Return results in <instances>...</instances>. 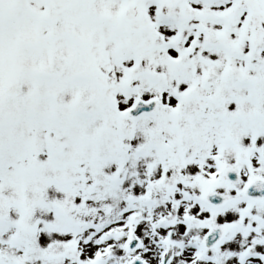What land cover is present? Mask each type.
Listing matches in <instances>:
<instances>
[{
	"label": "snow or ice",
	"instance_id": "6c2138e0",
	"mask_svg": "<svg viewBox=\"0 0 264 264\" xmlns=\"http://www.w3.org/2000/svg\"><path fill=\"white\" fill-rule=\"evenodd\" d=\"M0 264H264V0H0Z\"/></svg>",
	"mask_w": 264,
	"mask_h": 264
}]
</instances>
